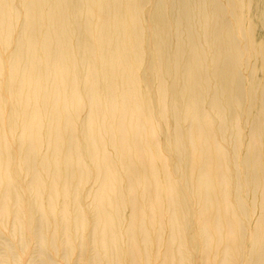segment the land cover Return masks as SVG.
<instances>
[{
    "label": "bare ground",
    "instance_id": "1",
    "mask_svg": "<svg viewBox=\"0 0 264 264\" xmlns=\"http://www.w3.org/2000/svg\"><path fill=\"white\" fill-rule=\"evenodd\" d=\"M0 264H264V0H0Z\"/></svg>",
    "mask_w": 264,
    "mask_h": 264
}]
</instances>
